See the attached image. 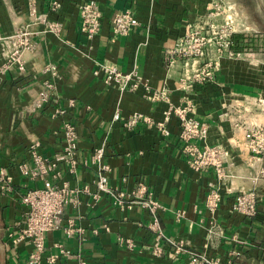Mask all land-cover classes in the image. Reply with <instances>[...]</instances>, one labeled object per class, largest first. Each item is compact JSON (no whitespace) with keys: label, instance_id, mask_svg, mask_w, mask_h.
<instances>
[{"label":"crops","instance_id":"0c3cea01","mask_svg":"<svg viewBox=\"0 0 264 264\" xmlns=\"http://www.w3.org/2000/svg\"><path fill=\"white\" fill-rule=\"evenodd\" d=\"M58 1L61 8L50 11V3ZM90 0H36L38 13L63 23L60 36L39 33L34 39L36 53L25 70L16 67L3 70L6 57L0 46V169L13 177V190L0 187V264H182L187 253L176 259L168 254L156 257L152 245L157 233L149 226L153 216L140 205L121 207L107 195L94 198L98 167L92 164L94 151L105 145L103 164L108 166L109 184L113 189L131 196L139 182L153 192L159 207L157 218L166 238L187 240L190 249L221 257L224 262L238 250L233 264H264V179L252 182L255 170L264 161H255L233 145L230 123L225 121L226 107L237 96L262 98L255 113L240 115L247 125L264 124V0H97L102 5L103 24L98 40L88 46L80 30L79 5ZM28 0H0V28L12 33L30 21ZM128 8L134 10L140 25L127 37L113 39L114 16ZM215 24L232 21L235 47L241 56L221 59L216 81L198 86L191 99L194 117L209 124L207 143L223 145L231 153L230 177L223 183V202L215 218L224 227L225 236L209 246L208 227L211 214L205 209L208 184L217 182L212 168L194 172L182 153V141L176 120L169 124L170 136H161L147 123L127 130L116 113L126 118L140 113L155 122L164 120L168 108L165 101L146 98V89L139 84L133 91L120 93L104 82V74L96 72L100 65H114L122 72L137 69L143 82L152 90L168 88L174 104L179 105L184 92L169 79L164 51L185 34L189 25L202 27L204 21ZM39 29L38 26L35 27ZM48 63L58 67L61 78L55 81L54 95L43 108L33 109V100L50 77L43 72ZM174 77V76H173ZM57 111L63 113L57 114ZM236 119L234 115L231 117ZM76 126L78 158L74 173L59 164L60 185L83 189L77 207L65 210L64 228L46 236L47 251L41 263L30 262L33 246L28 241L17 245L9 238L16 232L26 211L22 195L28 189L44 186L42 177H34L32 148L52 160L64 147L65 123ZM238 135L242 136L239 131ZM202 146V144H201ZM22 166L29 170L23 173ZM51 175V173L49 174ZM48 175V176H49ZM255 187L261 200L254 219L231 214L233 190ZM182 215V217H179ZM76 231L68 237L65 228ZM125 240L133 242L129 246Z\"/></svg>","mask_w":264,"mask_h":264},{"label":"built area","instance_id":"2783aa9c","mask_svg":"<svg viewBox=\"0 0 264 264\" xmlns=\"http://www.w3.org/2000/svg\"><path fill=\"white\" fill-rule=\"evenodd\" d=\"M27 6L30 18L28 23L19 25L10 34H3L0 28V46L7 59L3 70L12 67H16L20 71L25 70L28 59L36 53L37 43L34 37L37 34L54 33L56 36L62 34L63 23L50 20L47 14L38 13L36 0H28ZM60 8L61 4L58 1L50 3V11L57 12ZM78 11L80 30L85 35L88 46L92 47L102 31V5L97 0H90L80 4ZM210 21H204L202 27L189 25L185 34L164 51V63L168 77L173 79L175 85L184 92L179 105L173 103L168 88L152 90L148 82H143L137 69L122 72L116 66L104 63L96 72V74L103 73L105 84L117 89L121 94L133 91L139 84H143L147 99L168 103L162 122H155L140 113H132L126 118H121L120 114L116 113L115 121L121 120L123 126L129 131H133L140 123L145 122L151 128H155L161 136L168 137L171 133L169 124L172 120H176L179 127V138L183 143L182 153L190 168L196 173L210 168L214 170L217 182L208 184L205 201V209L211 214L207 230L209 246L216 244V240L225 236L224 227L219 225L215 215L223 202V183L230 177L228 163L231 153L223 145L207 143L209 124L194 117L195 106L191 97L196 94L198 86L216 81V73L220 69L221 59H234L241 56L242 52L233 49V35L236 31L231 20L223 24H215ZM139 25L140 22L133 9L128 8L117 13L112 23L113 39L127 37ZM36 26L39 27L38 30L35 29ZM3 70L0 69V72ZM43 72L50 78L44 81V88L33 100L32 111L43 108L51 101L54 95L55 81L61 78V73L54 64H46ZM262 102L263 99L259 97L237 96L230 100L226 107L227 112L223 114V116H227L225 121L230 123L233 145L241 152L248 153L251 159L260 162L264 161V124L247 125L239 117L246 113L257 112L256 109ZM60 113L63 112L57 111V114ZM234 115L237 117L236 119L231 118ZM63 130L64 147L61 152L55 155L54 159H46L38 153L36 147L32 148L31 155L35 167L31 174L34 177H42L44 186L28 189L22 195L21 201L26 207L23 220L17 225L16 232H10L8 235L14 245L22 241L31 243L33 250L30 254V262L33 263H41L47 251L45 244L47 234L64 228L66 208L69 205L77 207L80 203L81 193L90 192L87 187L81 189L71 187L67 183L60 185L56 182L61 177V173L57 170L59 164L67 165L70 172L74 173L80 162L77 152L79 135L76 126L67 122ZM239 131L242 136L238 135ZM104 156L105 145L96 149L91 157L92 164L98 167V176L95 181L97 192L94 194V198L98 199L105 194L118 206L140 205L148 209L153 216L149 228L157 233L156 242L151 248L153 255L162 257L167 254L169 247H173L174 252L168 254L173 259H176L179 253L188 254V258L182 264H233V258L238 255V250L232 251L230 257L224 262L221 257H211L206 253L191 250V244L187 240L166 238L156 215L159 204L155 200L154 193L148 191L147 185L142 181L139 182L138 189L131 196L123 191L113 189L107 175L110 169L103 164ZM22 168L23 173H29L30 169L26 166H22ZM50 173L51 175H49ZM251 179L254 184L263 180L264 167L255 170ZM0 187L5 192L13 190V177L3 169H0ZM233 194L234 200L229 212L245 219H254L258 214V203L261 200L256 188H239L233 190ZM65 233L68 237H72L76 231L69 225L68 228H65ZM125 242L129 246H133V242L130 240H125ZM57 259L58 256H51L48 261L53 264Z\"/></svg>","mask_w":264,"mask_h":264},{"label":"trees","instance_id":"16d2710c","mask_svg":"<svg viewBox=\"0 0 264 264\" xmlns=\"http://www.w3.org/2000/svg\"><path fill=\"white\" fill-rule=\"evenodd\" d=\"M241 37H242V36L239 35V34H234V35H233V49H234L235 51H241V50H242V49H240V48L235 47V44H234L235 38H241Z\"/></svg>","mask_w":264,"mask_h":264}]
</instances>
